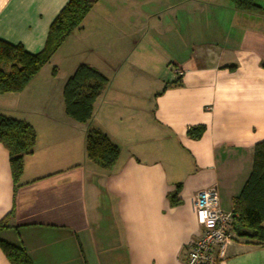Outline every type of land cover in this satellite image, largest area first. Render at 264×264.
Segmentation results:
<instances>
[{
    "label": "crops",
    "instance_id": "0c3cea01",
    "mask_svg": "<svg viewBox=\"0 0 264 264\" xmlns=\"http://www.w3.org/2000/svg\"><path fill=\"white\" fill-rule=\"evenodd\" d=\"M68 1L0 0V39L39 53ZM256 2L243 12L232 0H99L24 90L0 94V111L36 132L17 182L0 143V239L34 264H186L202 232L197 193L215 187L219 207L234 210L264 140V0ZM151 52L158 65L147 62ZM82 63L109 80L86 123L63 99ZM90 126L120 147L113 167L88 159ZM236 217V240L218 264H264V245L240 236ZM0 264H10L1 246Z\"/></svg>",
    "mask_w": 264,
    "mask_h": 264
},
{
    "label": "trees",
    "instance_id": "16d2710c",
    "mask_svg": "<svg viewBox=\"0 0 264 264\" xmlns=\"http://www.w3.org/2000/svg\"><path fill=\"white\" fill-rule=\"evenodd\" d=\"M99 0H69L52 22L44 48L32 54L21 45L0 39V94L20 92L47 64L63 42L76 30ZM236 10L250 12L258 9L256 0H232ZM264 65V64H263ZM179 78V77H177ZM109 80L89 64H80L63 89L65 111L82 123L88 122L96 99L104 92ZM179 79L170 85H177ZM205 127H190L188 134L199 139ZM0 143L10 158L13 179L17 182L23 172L24 158L33 153L36 132L33 127L14 116L0 111ZM86 153L102 168L113 167L119 159L120 147L101 129L90 126L86 132ZM253 167L240 195L234 202L238 234L264 245V140L253 148ZM179 189L168 194L171 206L181 203ZM8 226L0 221V231ZM2 251L10 264H34L26 249L0 239Z\"/></svg>",
    "mask_w": 264,
    "mask_h": 264
},
{
    "label": "built area",
    "instance_id": "2783aa9c",
    "mask_svg": "<svg viewBox=\"0 0 264 264\" xmlns=\"http://www.w3.org/2000/svg\"><path fill=\"white\" fill-rule=\"evenodd\" d=\"M181 75L182 70L176 69V77ZM196 209L202 232L189 243L186 264H218L237 237L233 228L234 211H224L219 207L215 187L197 193Z\"/></svg>",
    "mask_w": 264,
    "mask_h": 264
},
{
    "label": "rangeland",
    "instance_id": "374dc122",
    "mask_svg": "<svg viewBox=\"0 0 264 264\" xmlns=\"http://www.w3.org/2000/svg\"><path fill=\"white\" fill-rule=\"evenodd\" d=\"M153 46L152 45H147V49L148 50H153ZM147 62L150 64V65H158V59L157 57H155L154 53L151 52L150 54V58L147 60ZM171 74L174 76L176 74V69L174 68V65L171 63Z\"/></svg>",
    "mask_w": 264,
    "mask_h": 264
}]
</instances>
